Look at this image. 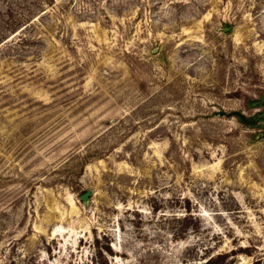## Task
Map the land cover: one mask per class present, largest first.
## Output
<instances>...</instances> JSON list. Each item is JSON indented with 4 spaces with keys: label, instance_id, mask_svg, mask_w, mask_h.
Listing matches in <instances>:
<instances>
[{
    "label": "rangeland",
    "instance_id": "1",
    "mask_svg": "<svg viewBox=\"0 0 264 264\" xmlns=\"http://www.w3.org/2000/svg\"><path fill=\"white\" fill-rule=\"evenodd\" d=\"M13 2L0 264H264V0Z\"/></svg>",
    "mask_w": 264,
    "mask_h": 264
},
{
    "label": "water",
    "instance_id": "2",
    "mask_svg": "<svg viewBox=\"0 0 264 264\" xmlns=\"http://www.w3.org/2000/svg\"><path fill=\"white\" fill-rule=\"evenodd\" d=\"M93 194V189H87L81 194V198L84 201H88L90 199V196Z\"/></svg>",
    "mask_w": 264,
    "mask_h": 264
},
{
    "label": "trees",
    "instance_id": "3",
    "mask_svg": "<svg viewBox=\"0 0 264 264\" xmlns=\"http://www.w3.org/2000/svg\"><path fill=\"white\" fill-rule=\"evenodd\" d=\"M19 1H15V4H17ZM14 2H13V0H8V3H6L7 4V6H8V9H7V11H8V13H13V6H12V4H13ZM14 23H15V21H14ZM242 117H244V115H242ZM210 261V259H208L207 260V262H209Z\"/></svg>",
    "mask_w": 264,
    "mask_h": 264
}]
</instances>
